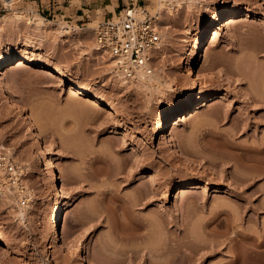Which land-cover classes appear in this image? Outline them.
<instances>
[{"label": "rangeland", "instance_id": "obj_1", "mask_svg": "<svg viewBox=\"0 0 264 264\" xmlns=\"http://www.w3.org/2000/svg\"><path fill=\"white\" fill-rule=\"evenodd\" d=\"M159 1L137 0L152 11L161 5L172 11L158 13L160 24L169 26L153 63V68L164 65L159 89L150 92L125 79L130 87L119 86L101 54L84 52L95 41L94 27L103 13L95 11L99 6L85 10L77 22L73 5L84 0H71L60 15L44 16L54 23L41 36L23 26L15 45H41L34 51L65 66L67 79L117 100L121 108L97 111L92 101L68 92L60 75L41 72L35 63L9 70L18 77L16 105L37 108L43 124L35 141L0 95V147L12 152L26 175L17 176L26 188L20 195L10 187L11 201L0 190V231L11 240L9 246L0 243V264H232L235 256H241L237 264H264V244L257 245L264 236V170L257 172L263 155L256 150L264 145V0H233L251 13L228 19L218 36L208 37L203 57L211 63V79L189 65L181 38L186 22L205 25L220 0H201L192 11L182 0ZM11 4L8 12L22 9L36 17L34 1ZM77 26L90 27L77 32ZM69 27L71 33L65 32ZM194 77L202 91H215L216 97L205 105L197 100L190 115L167 122V133L154 135L157 118L184 103ZM71 123L76 128L70 132L65 128ZM44 144L48 149L41 154ZM236 154L253 159L237 163ZM47 159L55 164L58 189L48 181ZM237 170L254 178L237 180L232 175ZM189 181L198 186L175 200L179 185ZM55 199L69 246L48 229ZM237 233L251 238L243 243Z\"/></svg>", "mask_w": 264, "mask_h": 264}, {"label": "bare ground", "instance_id": "obj_2", "mask_svg": "<svg viewBox=\"0 0 264 264\" xmlns=\"http://www.w3.org/2000/svg\"><path fill=\"white\" fill-rule=\"evenodd\" d=\"M160 1H162V0H160ZM160 1H159V3H160ZM182 1L181 2L184 3L183 5L186 6L187 10L192 11V9L195 8V4L199 3L201 0H182ZM161 3H163V2H161ZM175 3H177V2L175 1ZM218 4H215V6H211L212 11L208 15L209 20L205 25H202L197 20H195L194 22H192L190 24L192 26L189 27V25H187L188 23L186 22V24L184 25L185 26L184 35L181 38V40L184 41V43L186 45L184 50L188 55L189 65H191V64H192V66L197 65L200 68V71L202 72V74L206 75L210 79L214 78L212 66H211V63L209 62V60H207L206 58L203 57V48L207 44L208 37L211 36L212 38H214V37L218 36V34H220L221 30H223L224 27L228 25L229 21L237 20L240 16L249 15L251 13V11L248 8L237 7L233 0H220ZM177 5H179V4H177ZM161 6L158 7V10H157L158 12L162 11L163 10L162 8L169 10V8H168L169 6L167 8L164 6L163 7H161ZM201 6L203 7L202 3H201ZM13 9H11V10H13ZM21 10L15 9L13 12H6V13H3L0 15V95L2 97H4L5 99L9 100L11 110H13L14 113L18 116V118L21 119V121L26 125V128L31 131L32 138L35 141L39 140L40 129L42 128V124H43L42 123V119H43L42 116L43 115H41L42 113H39L37 108L35 109L34 106H32V108H34V110H32V108H31L30 111L29 110L25 111V110H22L21 107L16 105L13 97L16 96L15 86L18 82V77L16 75V72H15V75L10 76L9 70L12 67H15L17 69V68H21L22 66H26L28 64L35 63V67L41 72L60 75L61 80L66 84V87H68V89H67L68 92H70L71 94H80L86 100L92 101V104L95 108H97V111L104 108L106 111L112 112V111H116V110L121 108V105L119 104V102L117 100H111L104 95H99L94 89H92L91 87H89L86 84H82V83H79L78 81H73V80L67 79V77H66L67 76V70H66L65 66H63L61 63H52L48 60V58L46 60L45 58H43V56L38 55L39 54L38 52L34 51V50H38V49L39 50L43 49V47L41 45L35 46V48H32V49L27 47L26 45L20 46V43L15 45L16 40L18 38L22 39L21 34H22L23 26L28 25L30 27L31 32H34V33L41 36L43 34V30L45 29V27L54 23V21H52L51 19L46 20V18L44 16L40 15L38 12L33 11L34 13H36V17H30V16L23 14L24 12L22 13ZM100 10L101 9H99V10L96 9L95 11L99 12ZM171 12L172 11H170V13ZM30 14H31V12H30ZM159 14H160V12H159ZM93 19H96V18H93ZM228 19H229V21H228ZM23 22H25L26 24H24ZM159 22L163 23L162 17H159ZM22 23H23V25H22ZM58 23H62V24L66 25V23H63L62 19H61V21L59 19ZM86 24L89 25V22H87ZM162 26H163V24L161 25L160 35H161L162 31L165 32V28H167L169 25L164 24V26H163L164 30L162 29L163 28ZM25 27H27V26H25ZM89 27L90 26H86V27L85 26L84 27L77 26V30L75 28L74 29H75V31L78 32L79 30L80 31L85 30V28L89 29ZM69 28L70 29H66L65 32L70 31V33H71L72 28L71 27H69ZM77 32H76V34H77ZM87 33H88V31H87ZM162 34H163L162 37H164L165 34L164 33H162ZM162 39L160 42H162ZM92 40L93 39H91V41ZM89 42H90V40H89ZM85 47H86V49L84 52L87 51V53L91 56H93V55L95 56V54H99V55L101 54L102 55L103 59H100V60H104L106 62V64H107V67H106L107 71L106 72H108L109 74L112 73L111 74L112 76H117V79L121 80L120 83L118 84L119 86L123 85L126 88L130 87L129 86L130 84L126 83V81H125L126 79L124 80V78L117 73L115 66H114V61L108 55L101 52V50L98 48V45L96 42L92 41L90 44L88 43L87 46H85ZM83 50H84V48H83ZM184 57H181L182 62L184 61ZM84 59H86V58H84ZM163 67H164V65H162V63H161V64L156 65L154 67L155 68L154 72H152L154 68H152V70L150 72L139 71L134 78H132L131 80H128V81H132L131 84L134 85L136 88L144 89L148 92L152 91L153 89L157 90V89H159L158 83L160 82V79H161L159 71L162 70ZM191 83H192L191 89L185 95L184 103L174 107L170 112H168L166 114H162L157 118L156 127L154 128V132H153L154 135H158L159 133H165L166 134L167 133V122L172 121V120L175 121L177 118H180L181 116L190 115L192 113L193 107H195L197 100H200L205 105L210 100H212L213 98L216 97L215 91H208V92L202 91L201 87L198 86V82L196 81L195 77L192 78ZM122 94L123 93H120V95H122ZM260 101L262 104H264V98ZM90 119H92V118H90ZM93 119L96 121L98 118H95V116H93ZM101 121L102 120H100V122ZM72 124L73 123H71V126H69V127L64 126V127H66L65 129L67 131L71 132V130L73 128H76V126L74 127V125H72ZM72 131H74V130H72ZM169 137H170V141H172L173 136L169 134ZM213 148L216 149L215 151H217V148H215V147H213ZM47 149H48V146L46 144H44L43 147L39 150V152L41 154H45ZM256 150H259V154L262 153V155L264 156V145H262V147L259 149L257 148ZM244 154H246V153L244 152ZM246 155H248V153ZM263 156H262V158L264 159ZM237 157L238 158L235 159V156H234V160L238 161L237 163H239V161L240 162L242 161V162H244L243 163L244 165L248 164L250 159H253V158H250V156H245L243 159L242 158L240 159V157L238 155H237ZM260 157H261V154H260ZM262 158L260 161L263 162ZM238 159H240V160H238ZM242 162H241V164H242ZM262 162H261L260 168L257 171L258 174L262 173L264 170V164H262ZM244 167H246V166H244ZM46 168L48 169V181L52 184L53 189H58L60 186L59 185V179H58L57 173L55 172V164H54L52 159H47ZM248 168H251V167L249 166ZM234 170H236V169H234ZM236 172L237 173H232V172L231 173L235 177V179L240 180L242 182L247 181L248 179L254 178L253 174L251 176H248V175H246V173H243L242 171L238 172V170H237ZM248 174H249V172H248ZM196 186H198V183L196 181H189V182L180 184L178 187V191L174 195V199L176 200V199L182 198L184 196V193L187 190L186 188H193ZM0 190L2 191L3 196H4L6 201H11L12 198H14L13 197L14 193L12 192V189L9 186H6V189H1V187H0ZM60 190L62 192H64L63 187H61ZM163 194H164V197L168 196L167 192H164ZM17 202L18 201H16V203ZM61 212H62L61 205L59 204L58 199H55L54 200V206L51 209L52 215H51V218H50L49 223H48V229H49V232L52 235V237L61 239L62 243L65 246H69V241L61 234V231L59 228V222H60L61 216H62ZM237 235L240 236V240L245 241L243 243H246V240L251 238V236L249 234H244V233L238 234L237 233ZM0 243L4 244L6 246L11 245V240L2 231H0ZM247 243H248V241H247ZM260 244H262V245L264 244V236H263V239L260 240L259 243H257V245H260ZM235 249H237V248H235ZM233 252H236V251L233 250ZM153 255H154V253H153ZM237 255H239V254H237ZM74 256H79L77 251L74 253ZM81 260H82V258H81ZM240 260H241V256L240 257L235 256V258H233L232 264H237L238 262H240ZM155 264H161V263H155Z\"/></svg>", "mask_w": 264, "mask_h": 264}, {"label": "built area", "instance_id": "obj_3", "mask_svg": "<svg viewBox=\"0 0 264 264\" xmlns=\"http://www.w3.org/2000/svg\"><path fill=\"white\" fill-rule=\"evenodd\" d=\"M11 8V0H0V14ZM158 13L145 3L131 0L116 11H109L94 27V42L114 61L117 73L126 80L134 78L139 71L150 72L153 68L161 41ZM22 168L23 164L12 152L0 147V186L13 187L19 194L24 191L25 187L16 182L18 175L26 176Z\"/></svg>", "mask_w": 264, "mask_h": 264}, {"label": "crops", "instance_id": "obj_4", "mask_svg": "<svg viewBox=\"0 0 264 264\" xmlns=\"http://www.w3.org/2000/svg\"><path fill=\"white\" fill-rule=\"evenodd\" d=\"M34 1V9L42 16H49L51 14L60 15L65 8L71 5V0H32ZM124 2L116 0H84L80 5H73L75 7L73 16L77 22L84 17L86 14L85 10H91L93 8L102 9V17L105 16L109 11H116L120 5ZM111 5V6H110ZM95 9V10H96ZM46 18V17H45ZM87 23V22H85ZM84 24V23H83ZM78 25V24H77Z\"/></svg>", "mask_w": 264, "mask_h": 264}]
</instances>
